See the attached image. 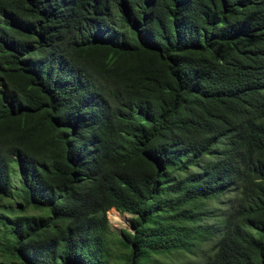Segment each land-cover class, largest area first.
<instances>
[{"label":"trees","instance_id":"trees-1","mask_svg":"<svg viewBox=\"0 0 264 264\" xmlns=\"http://www.w3.org/2000/svg\"><path fill=\"white\" fill-rule=\"evenodd\" d=\"M114 259L264 264V0H0V264Z\"/></svg>","mask_w":264,"mask_h":264},{"label":"rangeland","instance_id":"rangeland-1","mask_svg":"<svg viewBox=\"0 0 264 264\" xmlns=\"http://www.w3.org/2000/svg\"><path fill=\"white\" fill-rule=\"evenodd\" d=\"M116 210H113L111 212L108 213V218H109V221H110V229H111V232L116 235V237H122V231L123 230H131L132 231V228H131V223H130V220L132 218V216L128 215V214H121L120 212L118 213L121 218L123 219L122 223L119 222L117 223L113 216H112V213L115 212ZM30 216H34V217H37L36 214L34 213H31ZM124 222V223H123ZM114 264L117 263L116 259H114Z\"/></svg>","mask_w":264,"mask_h":264},{"label":"bare ground","instance_id":"bare-ground-1","mask_svg":"<svg viewBox=\"0 0 264 264\" xmlns=\"http://www.w3.org/2000/svg\"><path fill=\"white\" fill-rule=\"evenodd\" d=\"M118 213H119V211L116 210L115 212L112 213V216H113L114 220H115L117 223H119V222L122 223L123 219L121 218V216H120ZM123 223H124V222H123Z\"/></svg>","mask_w":264,"mask_h":264}]
</instances>
